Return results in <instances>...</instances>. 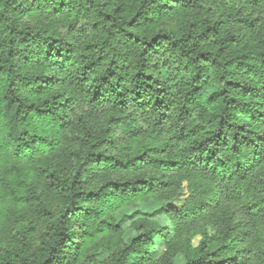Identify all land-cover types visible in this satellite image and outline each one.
I'll return each instance as SVG.
<instances>
[{
    "label": "trees",
    "instance_id": "16d2710c",
    "mask_svg": "<svg viewBox=\"0 0 264 264\" xmlns=\"http://www.w3.org/2000/svg\"><path fill=\"white\" fill-rule=\"evenodd\" d=\"M0 264H264V0H0Z\"/></svg>",
    "mask_w": 264,
    "mask_h": 264
},
{
    "label": "rangeland",
    "instance_id": "374dc122",
    "mask_svg": "<svg viewBox=\"0 0 264 264\" xmlns=\"http://www.w3.org/2000/svg\"><path fill=\"white\" fill-rule=\"evenodd\" d=\"M184 197L179 198L171 205H166L162 203L155 202L153 200H149L145 203H139L135 207L125 206L120 208L116 212V218L122 227L125 229L124 239L125 241L129 242L134 236L135 232L131 228V222L133 219L136 218L135 210L138 211L140 214L151 215L155 221L160 223L163 226H170L171 222L164 214V210L170 209L169 207L173 208H180L182 206ZM200 242L199 236H194L192 243L194 246L198 245Z\"/></svg>",
    "mask_w": 264,
    "mask_h": 264
}]
</instances>
